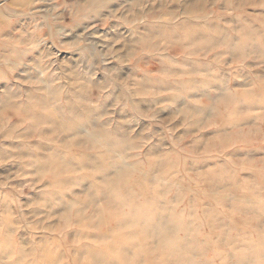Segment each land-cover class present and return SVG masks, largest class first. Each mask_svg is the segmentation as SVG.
<instances>
[{
    "label": "clouds",
    "instance_id": "clouds-1",
    "mask_svg": "<svg viewBox=\"0 0 264 264\" xmlns=\"http://www.w3.org/2000/svg\"><path fill=\"white\" fill-rule=\"evenodd\" d=\"M0 264H264V0H0Z\"/></svg>",
    "mask_w": 264,
    "mask_h": 264
}]
</instances>
